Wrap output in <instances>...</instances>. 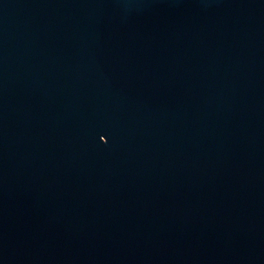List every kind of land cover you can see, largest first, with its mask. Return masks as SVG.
<instances>
[{
	"label": "water",
	"instance_id": "water-1",
	"mask_svg": "<svg viewBox=\"0 0 264 264\" xmlns=\"http://www.w3.org/2000/svg\"><path fill=\"white\" fill-rule=\"evenodd\" d=\"M0 264H264V0H0Z\"/></svg>",
	"mask_w": 264,
	"mask_h": 264
}]
</instances>
